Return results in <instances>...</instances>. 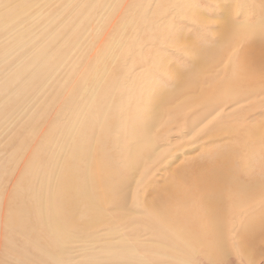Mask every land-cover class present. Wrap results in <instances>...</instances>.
<instances>
[{
    "label": "rangeland",
    "instance_id": "rangeland-1",
    "mask_svg": "<svg viewBox=\"0 0 264 264\" xmlns=\"http://www.w3.org/2000/svg\"><path fill=\"white\" fill-rule=\"evenodd\" d=\"M40 1L30 4L63 27L48 26L36 42L58 32L53 61L62 65L40 72L19 112L14 97L5 107L18 83L0 87V264H264V2ZM3 50L0 77L17 75ZM151 102L161 116L137 152L131 133ZM82 112L87 125L73 136ZM202 166L234 183L220 206L203 198L212 185ZM42 210L64 218L63 240L39 222Z\"/></svg>",
    "mask_w": 264,
    "mask_h": 264
},
{
    "label": "bare ground",
    "instance_id": "bare-ground-1",
    "mask_svg": "<svg viewBox=\"0 0 264 264\" xmlns=\"http://www.w3.org/2000/svg\"><path fill=\"white\" fill-rule=\"evenodd\" d=\"M24 3H23V2ZM32 0H0V7L1 6H4L3 8L0 9V44H2L4 50H3V54L1 55L2 57V61H6V60H10V59H13V62L16 64L14 65V67L16 66L17 69H13L15 70V72L18 70V74L16 75H12L11 73H8L6 74L5 76H2L0 77V87L5 84V82H11V81H14L15 84L18 83L17 87L9 93L8 97H7V102L5 103L6 99L0 103V114L2 113V108H4V103H5V107H6V104L9 102L10 98L11 97H14L16 100H18V104H17V108L12 110V113L14 112H19L20 111V106H22L24 104V101L23 99L21 98L22 96V93L24 91H26L29 87H34L33 85V80L39 76L40 72L44 71L46 68H47V72H51L53 70V67H60L62 65V62L61 63H56L55 61H53V55H54V52H53V49L52 47L56 46L58 41L56 39V35L54 36V33H58V32H54V33H50L48 34L42 41L40 42H36V39L38 38L39 35H41L42 33H44L48 26L51 27L53 24H60L59 25V28H62L63 27V23H57L55 22L54 19L51 20V18H48L46 16V13L44 11L45 9V5H42V4H30L32 3L31 2ZM45 1H54V0H45ZM77 1V0H76ZM107 1V0H106ZM105 1V2H106ZM26 2V3H25ZM42 2V0L40 1ZM39 2V3H40ZM101 2V1H100ZM108 2V1H107ZM106 2L107 6H108V3ZM136 2V1H135ZM219 2V1H218ZM45 3V2H44ZM78 3V2H77ZM76 3V4H77ZM75 4V5H76ZM94 4V3H93ZM103 4V3H102ZM105 4V5H106ZM40 5V6H39ZM82 5V4H81ZM100 5V3H99ZM104 5V4H103ZM37 6V9L35 11H33V7ZM39 6V7H38ZM83 6V5H82ZM50 7V6H49ZM104 7V6H103ZM91 8V7H90ZM97 8V7H95ZM116 8V7H115ZM78 9V8H77ZM80 9V8H79ZM98 9V8H97ZM103 9V8H102ZM95 10V9H94ZM79 11V10H78ZM84 11V10H83ZM104 11V10H103ZM81 12V11H80ZM114 12V11H113ZM145 12V11H144ZM63 11H61L60 14H58V17L60 18L61 15H62ZM82 13V12H81ZM110 13V12H109ZM228 13V12H227ZM93 14V13H91ZM96 15V14H95ZM107 15V14H106ZM22 16H26L27 17V20L29 22V25L26 26L25 25V22L26 20H22L20 21V18ZM54 16V15H53ZM85 16H90L88 12H85ZM94 16V15H93ZM99 16V13L98 15ZM102 16V15H101ZM225 17V16H224ZM72 18V17H71ZM83 18H86V17H83ZM197 19V18H196ZM227 19V18H226ZM225 19V20H226ZM43 20V23H40V27H39V31H37V23L42 21ZM91 21V20H90ZM97 21V20H96ZM95 21V22H96ZM65 22V21H64ZM79 22V21H78ZM93 22V21H92ZM229 22V21H228ZM67 23V22H66ZM86 23V22H85ZM150 23V22H149ZM227 23V22H226ZM226 23L225 24H222V31H221V34L223 32H225L226 30ZM89 24V23H88ZM69 25V23H68ZM87 25V24H86ZM73 27L70 25V28ZM78 27V26H77ZM130 27V26H129ZM68 28V27H67ZM100 28V27H98ZM115 28V27H114ZM221 29V27H220ZM65 30V29H64ZM69 31V30H68ZM230 31V30H229ZM40 32V33H39ZM220 32V31H219ZM226 32H228V29L226 30ZM222 36V35H221ZM220 36V37H221ZM82 39V38H81ZM84 42V41H83ZM102 43V42H101ZM100 43V45H101ZM105 45V44H104ZM106 46V45H105ZM111 47V46H110ZM28 48V49H26ZM174 48V47H173ZM108 49V48H107ZM117 50V49H116ZM99 51V49L97 50ZM113 52H116L115 50ZM100 53V52H99ZM106 53V52H105ZM12 57H15V58H12ZM104 57V56H103ZM102 58V57H101ZM111 59V58H110ZM115 59V58H114ZM113 60V59H112ZM118 60V59H117ZM9 62V61H8ZM69 67V66H68ZM66 67V68H68ZM61 68V67H60ZM74 68V67H73ZM106 68V67H105ZM69 69V68H68ZM65 70V69H64ZM111 71V70H110ZM14 72V73H15ZM59 72V71H58ZM72 72V71H71ZM166 72V71H165ZM27 73V76L25 78H21L22 75H25ZM81 73V72H80ZM101 73V72H100ZM11 74V75H10ZM60 74V73H59ZM65 74V73H64ZM174 74V73H173ZM61 75V74H60ZM70 75V73H69ZM102 75V74H101ZM172 75V74H171ZM175 75H176V71H175ZM47 76V75H46ZM57 76V75H56ZM79 76V75H78ZM77 77V76H76ZM105 77V76H104ZM51 77L48 76V79H50ZM54 79L56 77H53ZM79 78V77H78ZM60 79V78H58ZM55 80L56 82L58 81ZM77 79V78H76ZM177 78L174 76L173 77V82L176 83V80ZM185 80V78H184ZM183 80V81H184ZM77 81V80H76ZM181 81V80H180ZM53 83V82H52ZM71 82H69L70 84ZM7 84V83H6ZM74 84V83H73ZM9 85V84H8ZM62 84H60L61 86ZM72 85V84H71ZM70 85V87H71ZM77 85V84H75ZM81 85V84H80ZM45 86V85H44ZM66 86V85H65ZM84 86V85H83ZM176 86V85H175ZM54 87V86H53ZM63 87V85H62ZM14 88V87H13ZM35 88H37V86H35ZM72 88V87H71ZM85 87H83L84 89ZM87 88V87H86ZM32 89V88H31ZM52 89V88H50ZM59 89V88H58ZM88 89V88H87ZM90 89V88H89ZM70 90V89H69ZM101 90V88L99 89ZM30 91V90H29ZM83 91V90H81ZM36 92V91H35ZM34 91L32 93H35ZM70 92V91H69ZM92 92V91H91ZM238 92V91H237ZM75 93V92H74ZM82 93V92H81ZM235 93V92H234ZM67 95H69L67 93ZM99 95V94H98ZM231 95V94H230ZM35 96V94H34ZM73 96V95H72ZM89 95H83V97H86V98H89L88 97ZM28 98V97H27ZM35 98V97H34ZM67 98V97H66ZM76 99V97H75ZM87 100V99H86ZM78 101V100H77ZM242 101V99H241ZM244 101V100H243ZM97 102L98 100L95 101L94 103V109H95V106L97 105ZM209 103V102H208ZM223 103V102H222ZM226 103V102H224ZM79 104V103H78ZM82 104V103H81ZM158 104V103H157ZM157 104L155 105V103H149V108L145 110V107L143 109V113H145L147 116L148 114L150 113L149 117L147 118H143L142 116H140V120L137 124V128L138 130L135 132L132 131L130 139H131V142L130 144H135V146L132 147V149L134 151L137 150L138 152V146L140 144H142V142H144L145 140V136L146 137H150L152 132H153V127H154V124L156 122V120H158V118H160L161 115H159V109L157 106ZM240 104V100H235V98L233 99L232 101V105L230 107H232L231 110L233 109H236V106ZM147 107H148V104H146ZM26 106V105H25ZM208 106V105H207ZM156 107V111H154ZM226 107V106H225ZM224 107V109H225ZM241 107V106H240ZM205 108V107H203ZM202 108V109H203ZM147 110L149 112H147ZM214 110V109H213ZM226 110V109H225ZM212 112V110H210V112L208 114L204 113L203 115H209L210 113ZM214 112V111H213ZM212 112V113H213ZM89 113V112H88ZM3 114V113H2ZM6 114V113H5ZM97 114V113H95ZM221 114V113H220ZM6 116V115H5ZM4 116V117H5ZM15 116V115H14ZM13 115L11 116H6L4 119L6 121L7 118H13L14 117ZM206 116V117H207ZM221 115H216L214 117H212L211 119H209L206 123H204V126L202 128V130L204 128H207V126L209 125V127L211 126V124L213 122H215L217 120V118H219ZM0 117L2 118V116L0 115ZM204 117V116H203ZM203 117H199V120L197 121H193V124H191V127L189 129V132H192V131H195L197 129V127L199 125L202 124L203 120L202 118ZM84 118V119H82ZM208 119V117H207ZM3 120V119H2ZM81 121V123H80ZM205 121V119H204ZM8 122V121H7ZM11 122V121H10ZM87 118L85 117L84 113H80L79 116H74V118L72 119L71 121V127L72 129H76L74 132H73V136H77V133H78V130L79 128H83L87 125ZM65 123V122H64ZM221 123V122H220ZM0 125H2V122H0ZM7 126V125H6ZM63 127V126H62ZM202 127V126H201ZM213 128V127H212ZM216 128V127H215ZM2 129H0L1 131ZM199 130V129H198ZM217 130V129H216ZM215 131V130H214ZM85 132V131H84ZM83 132V133H84ZM183 133V132H182ZM180 133V134H182ZM200 133V132H199ZM184 136V135H183ZM74 138V137H73ZM152 139H154L153 137H151ZM184 138V137H183ZM63 137H60V142L63 141ZM80 139V138H79ZM149 138L150 142L149 144V147L152 146L151 144V141L152 143H154V141ZM64 141H67V140H64ZM77 141V140H76ZM133 142V143H132ZM71 143V142H70ZM156 143V142H155ZM147 144V143H146ZM144 145V144H143ZM172 145V142L171 141H168L166 143V145H164V148H161V151L164 152L165 150V146L166 147H170ZM75 146V144H74ZM141 147V145H140ZM153 147V146H152ZM158 147V146H157ZM65 149V148H64ZM63 149V150H64ZM149 150V149H148ZM155 150V149H153ZM66 151V150H65ZM71 151V150H70ZM70 151H69V154H70ZM150 151V150H149ZM27 152H29L27 150ZM27 152H26V156L29 157L31 152L27 155ZM64 152V151H63ZM152 152V151H151ZM76 153V151H75ZM133 152H131L132 154ZM37 153H35L34 155H36ZM64 154V153H63ZM62 154V156H63ZM66 154V153H65ZM71 154H72V151H71ZM150 154V153H149ZM217 154V152H216ZM32 155V158L29 162H33L34 159H33V156ZM124 155V154H123ZM215 155V153H213V156ZM218 155V154H217ZM55 156V154H54ZM146 156V155H145ZM74 157V156H73ZM221 157V156H220ZM219 157V158H220ZM54 158V157H53ZM132 158V156H131ZM217 158V156H216ZM223 158V157H221ZM73 159V158H72ZM135 159V157H134ZM25 160V159H23ZM22 160V161H23ZM148 160V159H147ZM149 160H152V158H149ZM213 160V159H212ZM220 160V159H219ZM54 161V160H53ZM145 161H146V158H145ZM76 162V161H75ZM128 162V161H127ZM149 162V161H148ZM215 162V161H214ZM224 162V161H223ZM141 163L143 164V162L141 161ZM208 163V162H207ZM69 164V163H68ZM133 164V163H132ZM223 164V163H222ZM26 165V164H25ZM33 165V163H32ZM213 165V163H212ZM225 165V164H224ZM204 169H205V172L204 174L207 176V178H210V182H211V188H210V194L206 195V196H203V198L207 201V203L213 206L217 205V206H220L219 203H221L223 201V197H224V193L225 191H229V193L227 194L228 196H230V191L232 192V184L233 182H226L224 178H219V175H221V172H225L226 170H222L218 173H216L215 169L213 172H211L210 169H208L207 166H202ZM21 165L19 166V169H21ZM25 166L23 167L22 171L24 170ZM68 168V167H67ZM43 169V168H42ZM56 169H57V162H56ZM226 169V168H225ZM236 169V168H235ZM37 170V169H36ZM39 170V169H38ZM64 170V169H63ZM67 170V169H66ZM227 171H228V168H227ZM231 171V170H230ZM229 171V172H230ZM17 173V172H16ZM34 173V172H33ZM38 173V171H37ZM40 173V172H39ZM35 174V173H34ZM57 174V173H55ZM64 174V173H63ZM32 176V175H31ZM232 176V175H230ZM51 177V176H50ZM141 177V176H140ZM225 177V176H224ZM60 178V177H59ZM233 179V178H232ZM231 179V180H232ZM49 181V180H48ZM47 183V182H46ZM56 183V182H55ZM206 183V182H205ZM228 183V184H227ZM230 183V185H229ZM58 184V183H57ZM234 184V183H233ZM235 184H236V179H235ZM31 185V184H30ZM62 187V186H60ZM235 187V186H234ZM51 189V188H50ZM235 190L239 193H241V190H239V187L238 189H236L235 187ZM57 191V190H56ZM63 192V191H62ZM52 193V192H51ZM61 193V192H60ZM233 193H235V191H233ZM34 194V193H33ZM202 195V194H201ZM226 195V194H225ZM252 195V194H251ZM46 196V195H45ZM49 196V195H48ZM41 197V196H40ZM52 205H56L58 204L59 201L56 200V196L53 195L52 197ZM39 199V198H38ZM225 199V198H224ZM42 200V199H41ZM45 200V199H44ZM59 200H61V198H59ZM48 202V201H47ZM42 203V202H40ZM39 205V204H37ZM36 205V206H37ZM51 205V204H49ZM59 205V204H58ZM60 206V205H59ZM242 205L240 204V207ZM55 207V206H54ZM99 207V206H98ZM43 208H45V206H43ZM38 209V208H37ZM40 209V208H39ZM51 209V208H50ZM67 209V208H66ZM44 210V209H43ZM42 210L41 212V219L39 220V222H41L43 224V222L46 224V226L49 228V230L51 232H54V233H57L56 236L58 239H61L63 240V235L62 233L63 232H66V230L69 231V229L66 227V221H63L64 218L59 214V211H53V213L49 214V213H46ZM54 210V209H53ZM63 210V209H62ZM262 210V209H261ZM61 211V210H60ZM49 212V211H48ZM210 212V211H209ZM24 213V212H23ZM211 213V212H210ZM9 215V214H8ZM20 215V214H19ZM27 215V214H25ZM66 215V214H65ZM64 215V217H65ZM24 216V215H23ZM68 216V215H67ZM3 217V216H0V218ZM66 218V217H65ZM68 220V219H67ZM2 221V220H1ZM4 221V219H3ZM232 222V221H231ZM70 223V222H69ZM41 224V225H42ZM68 224V223H67ZM71 224V223H70ZM235 224V223H234ZM238 224V223H237ZM236 224V225H237ZM3 225V224H2ZM4 226V225H3ZM75 226V225H74ZM69 227V226H68ZM234 227V226H233ZM42 228V227H41ZM44 228V227H43ZM42 228V230H43ZM79 228V227H78ZM83 228V227H81ZM80 228V229H81ZM236 228V227H235ZM80 229L79 232H80ZM174 229V228H173ZM75 230V229H74ZM172 230V229H171ZM175 230V233H176V229ZM76 231V230H75ZM179 231V229H178ZM181 231V230H180ZM44 232V231H43ZM72 232V231H71ZM174 233V234H175ZM65 234V233H64ZM68 234V233H67ZM70 235V234H69ZM68 235V236H69ZM178 235V234H177ZM74 236V235H73ZM67 237V235H64V239ZM253 237V236H252ZM75 238V237H74ZM178 238V237H177ZM54 239V238H53ZM185 239V240H184ZM82 240V239H81ZM180 240V239H179ZM187 240H188V237H187ZM72 241V240H71ZM76 241V240H75ZM77 241H78V238H77ZM181 241V240H180ZM179 241V242H180ZM183 241L186 242V238H183ZM97 242V241H96ZM190 242V241H189ZM42 244V243H41ZM45 244V243H44ZM71 244V243H70ZM73 244V243H72ZM161 243H159L158 245L160 246ZM188 243H185L184 246H187ZM34 245V244H33ZM55 245V244H54ZM162 245V244H161ZM67 246H69L67 244ZM158 246V247H159ZM61 247V246H60ZM90 247V245H89ZM92 247V246H91ZM114 247V246H113ZM163 247V246H162ZM192 247V246H190ZM49 248V247H48ZM51 248V247H50ZM97 248V247H95ZM95 248H92L93 250ZM105 248V247H104ZM196 246L194 247L193 246V249H195ZM75 249V248H74ZM73 249V250H74ZM192 249V248H191ZM52 250V249H51ZM91 250V249H90ZM97 250V249H95ZM98 250H101V247L100 249L98 248ZM97 250V251H98ZM196 250V249H195ZM195 250H192V251H195ZM260 250V249H259ZM58 251V250H57ZM70 251V249H69ZM182 251V250H181ZM185 251V249H184ZM77 252V251H76ZM63 253V252H62ZM92 253V252H91ZM91 253L89 255V253L87 255H89L90 257L91 256ZM101 253V252H100ZM102 254V253H101ZM45 255V254H43ZM86 255V254H85ZM86 255V256H87ZM95 255H98V254H95L94 253V256ZM103 256H104V253H103ZM97 257H100V256H97ZM86 259H88L87 257H85ZM96 258V257H95ZM94 259V258H93ZM85 260V259H84ZM96 261H98V258L97 259H94ZM183 260V259H182ZM50 261V259H49ZM90 261V260H88ZM88 261H84L82 264H95L93 263V261L91 260V262L88 263ZM188 261V260H187ZM52 262L54 263V261L52 260ZM76 262V261H74ZM62 263V262H61ZM79 263V262H78Z\"/></svg>",
    "mask_w": 264,
    "mask_h": 264
},
{
    "label": "snow or ice",
    "instance_id": "snow-or-ice-1",
    "mask_svg": "<svg viewBox=\"0 0 264 264\" xmlns=\"http://www.w3.org/2000/svg\"><path fill=\"white\" fill-rule=\"evenodd\" d=\"M262 2H264V0H262ZM244 27H246L247 30H249V31H254V27L252 25H247V26H244ZM149 167H150V165H149Z\"/></svg>",
    "mask_w": 264,
    "mask_h": 264
}]
</instances>
